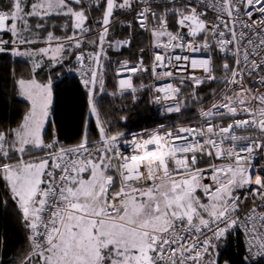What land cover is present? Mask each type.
Returning a JSON list of instances; mask_svg holds the SVG:
<instances>
[{"label":"snow or ice","instance_id":"snow-or-ice-1","mask_svg":"<svg viewBox=\"0 0 264 264\" xmlns=\"http://www.w3.org/2000/svg\"><path fill=\"white\" fill-rule=\"evenodd\" d=\"M0 54L31 65L14 81L26 110L0 130V195L29 233L20 264H221L232 237L243 264L264 259V0H0ZM57 68L78 75L97 138L86 122L60 140ZM110 70L111 95L148 89L176 119L110 131Z\"/></svg>","mask_w":264,"mask_h":264},{"label":"trees","instance_id":"trees-1","mask_svg":"<svg viewBox=\"0 0 264 264\" xmlns=\"http://www.w3.org/2000/svg\"><path fill=\"white\" fill-rule=\"evenodd\" d=\"M114 31L119 33V26ZM141 46L143 45L134 44V48L137 49ZM110 55L114 58L116 56L111 51ZM119 59H134V57H130L129 50L125 49L123 54L119 55ZM30 71L31 65L24 58L0 54V130L15 127L22 118L27 102L17 95L14 81L28 78ZM43 75H46V72L41 70V76ZM141 82L150 83L147 75L134 78L135 85L138 86ZM106 89L104 94L98 96V104L102 118L109 121L110 131L120 130L125 135H129L160 124H168L176 119L175 115L165 118L157 116L152 108L151 93L148 89L137 92L135 99L130 91H126L123 96L111 95L116 91L113 70H110L106 77ZM53 95V119L62 142L75 143L86 122L91 138H97L95 121L88 118L85 91L79 80L68 77L66 69L53 70ZM194 113L195 109L189 110L185 113V118ZM121 117H126V120H122ZM5 200H7L6 204ZM28 234L16 204L6 195H0V264H20L27 255ZM244 255L242 238L232 237L222 249L221 264L223 260H228L229 264H243ZM257 264H264V261Z\"/></svg>","mask_w":264,"mask_h":264},{"label":"built area","instance_id":"built-area-1","mask_svg":"<svg viewBox=\"0 0 264 264\" xmlns=\"http://www.w3.org/2000/svg\"><path fill=\"white\" fill-rule=\"evenodd\" d=\"M117 26H118V25H117ZM67 75H68L69 78L79 80L78 75L75 74V73H72V72H68V71H67ZM125 75H127V74H125ZM134 78H135V77H134ZM134 78H133V79H134ZM151 100H152V95H151L150 102H151ZM151 105H152V108H153L154 112L157 114L158 117H160V118H165V117H167V116H165L164 114H162V109H161V107H160L159 105H156V104H154V103H152V102H151ZM173 115H174V114H173ZM168 116H171V115H168ZM158 126H159V125H157L156 127H158ZM154 128H155V127H154ZM151 129H153V128H151ZM148 130H150V129H148ZM143 131H144V130H143ZM140 132H142V131H140ZM132 134H135V133H132ZM130 136H131V134H129V135H125L126 138H130ZM121 147H122V149H123L125 152L128 151V147H127V146H125V145H121ZM246 254H247V253H246V250H245V255H246ZM245 255H244V256H245ZM262 261H264V259H261V260L258 261V262H262Z\"/></svg>","mask_w":264,"mask_h":264},{"label":"clouds","instance_id":"clouds-1","mask_svg":"<svg viewBox=\"0 0 264 264\" xmlns=\"http://www.w3.org/2000/svg\"><path fill=\"white\" fill-rule=\"evenodd\" d=\"M150 155H153V154H151V153H142L140 157H136V158L140 159V158H144V157H147V156H150Z\"/></svg>","mask_w":264,"mask_h":264},{"label":"rangeland","instance_id":"rangeland-1","mask_svg":"<svg viewBox=\"0 0 264 264\" xmlns=\"http://www.w3.org/2000/svg\"><path fill=\"white\" fill-rule=\"evenodd\" d=\"M88 115H89V114H88ZM88 118H89V120H91V119H92V120H94V121H95V118H94V117H91V118H90V117L88 116Z\"/></svg>","mask_w":264,"mask_h":264}]
</instances>
